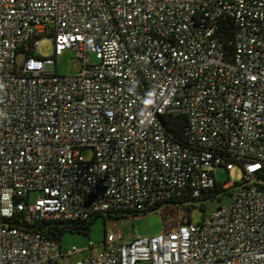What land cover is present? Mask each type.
Here are the masks:
<instances>
[{"label":"built area","instance_id":"obj_1","mask_svg":"<svg viewBox=\"0 0 264 264\" xmlns=\"http://www.w3.org/2000/svg\"><path fill=\"white\" fill-rule=\"evenodd\" d=\"M65 51L78 75L58 73ZM170 117L187 118L185 138ZM236 165L242 183L201 223L111 232L77 261L84 250L6 222L200 198ZM263 177L264 0H0V264H264Z\"/></svg>","mask_w":264,"mask_h":264},{"label":"rangeland","instance_id":"obj_2","mask_svg":"<svg viewBox=\"0 0 264 264\" xmlns=\"http://www.w3.org/2000/svg\"><path fill=\"white\" fill-rule=\"evenodd\" d=\"M40 54L42 57H52L54 55V43L50 38H43L40 41ZM91 60L95 62V57L92 56ZM18 64L22 65L26 61V56L20 54L17 58ZM58 73L60 75H78L82 70V60L77 57L73 51H65L59 58L57 63ZM84 155L88 159H92L94 151L91 148L84 150ZM244 178V170L242 166L236 165L234 170L228 172L225 167H220L216 171V179L220 183H226L232 181L236 184L242 183ZM34 196H32V200ZM230 202V196L226 195L223 200H214L207 203L206 210L201 211L199 208L195 209L192 213V223H201L205 216L210 215L225 206ZM174 211L175 213L173 214ZM184 210L181 208L176 211L175 208L160 209L158 211L142 214L138 216H130L128 219L117 221H105L104 219H98L92 226V229L88 235H82L77 233H67L62 239V245L64 251L72 248H78L84 250L71 257V261H77L84 259L88 256H97L105 251V247L102 245L106 239L107 233L119 231L122 236H126L129 233H139L143 236H154L166 231L163 223V213L170 217V221H180L183 218ZM172 227V226H170ZM169 227V228H170ZM91 245L95 247L88 249Z\"/></svg>","mask_w":264,"mask_h":264},{"label":"trees","instance_id":"obj_3","mask_svg":"<svg viewBox=\"0 0 264 264\" xmlns=\"http://www.w3.org/2000/svg\"><path fill=\"white\" fill-rule=\"evenodd\" d=\"M224 22V21H223ZM224 24V23H223ZM224 39L228 43L233 39L234 34V28L233 24L230 22H225V26H223L222 30ZM228 54L231 57L233 55V46L228 45L227 47ZM169 124V131L176 136L177 139L185 138V132L187 128V118L186 117H170L168 120ZM264 179V177H263ZM224 183L216 182L215 186L213 188H210L209 190L205 191L200 198H194L190 192L185 193L180 198L170 201L166 204H160L155 207H149L145 209L140 210H132L127 212H118V213H112L108 212L106 214H95L88 218L87 220H78V221H52V222H43L40 224L35 225H26L21 224L18 221L15 220H7L6 222L9 225H15V226H21L28 229H36L40 232H42L44 235H46L49 239L60 241L62 242V239L65 234L67 233H77L82 235H88L92 229V226L95 224V222L102 218L105 221H117V220H124L128 219L130 216H138L142 214H147L150 212L158 211L160 209H164V207L167 208H175L177 211L179 209H183V218L178 221H170V217L163 213V223L164 228L166 231L173 229L177 227L180 224H186V223H192V213L195 209L199 208L201 211L206 210L207 203L214 201V200H223V198L226 195L231 196V194L234 192V187L231 188H224ZM173 214L175 213L172 211ZM172 226V227H170ZM170 227V228H169ZM108 234V233H107ZM107 237V235H106Z\"/></svg>","mask_w":264,"mask_h":264}]
</instances>
